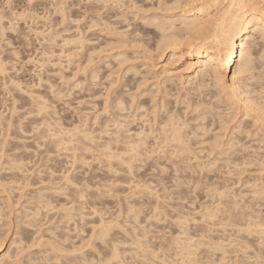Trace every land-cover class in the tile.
I'll use <instances>...</instances> for the list:
<instances>
[{
  "label": "rangeland",
  "instance_id": "rangeland-1",
  "mask_svg": "<svg viewBox=\"0 0 264 264\" xmlns=\"http://www.w3.org/2000/svg\"><path fill=\"white\" fill-rule=\"evenodd\" d=\"M4 1H7V0H4ZM46 1H47V3H46ZM48 1L49 0H45V1L43 0L42 2H45L46 4H40L41 6L36 5L39 9L35 6V11L33 10V12L39 14L38 15V16H40L39 19H36L34 21V23H33V21L28 22L27 19L29 18V16H27L28 18H25V19L17 22V25H15V28H14V30L16 29V31H14V30H8V29H11L10 26H13V25H11L12 23L9 22L10 24H8V21H7V19H9L10 16H11L10 21L13 18L12 15H10L9 11L12 12V10H13V12L18 13L22 9L21 12H23L24 8L20 7V5L24 4L23 2H26V1H24V0H12L11 1L12 3L11 2L8 3V5L9 4H11V5H10V8L7 7L9 9V11H7L8 9L5 7L7 4L4 5L5 2H3V0L2 1L0 0V6H1L0 7V15L2 12H3V15L4 14L7 16L9 15V17L3 18L6 20H3L2 22H0V26L2 25V26H4V29H7V31L3 29L4 33L2 31H0L1 36L3 33L4 34L3 36L5 37L4 38L2 36V38H0L1 39L0 45H2L1 47H3V46L5 47V48L0 47L1 48L0 49V59L2 61L1 65L4 66L3 72H2V69H0L1 70V72H0V163H1L0 164L1 165L0 166V216H1L0 217L1 218L0 219V224H1L0 225V232H1V234H0V255L4 251H9L10 255L12 254L11 260H14V258L18 257L17 259H19V262L22 261L19 264H109V262H111V264H174V263H176V260L178 261V259L180 257L176 254H178L179 252L180 253L182 252V250L179 251L181 248L179 246V244H180L179 239L181 238V239L186 240L189 237L188 235H190V237H191V233H192L191 230L198 232L200 228L197 229V227L198 226L202 227V225H204V223H203L204 220H207L205 222L209 221L208 219L203 220V215L205 213L204 212L202 213V211L207 210L209 208V206L210 207H213L215 205L219 206L221 201H222L221 204H223V202L227 203V200L230 199L228 201V203H230L232 201L231 198L232 197L235 198L234 196H236L235 200H236L237 205L239 207H242L243 206L242 204H246L245 203L247 201L246 199L250 200V198L253 197L250 201L253 200L255 203L258 202L257 204L260 207L257 206V204L254 205V202L252 201L253 205L256 207V211H255L254 210L255 207L253 206V208H254L253 210L255 211V212L253 211L254 212L253 216L258 214V217H259L258 218L257 216H254V218L253 217L252 218L254 220L256 219V222L258 220V222H257L258 224H262V222H263V225H264V221H263L264 220L263 219V217H264V214H263L264 213V204L263 203L264 202L261 203L262 204V206H261L259 201H255L256 199L259 200V197L262 196L260 193L263 192L262 188H264V165L262 166V165H260V163H259V165H257V163L255 164L252 162L251 164H253V165H251V164L249 165L247 162H244L243 165L246 163L248 165L243 166L241 164L242 162H240V163L235 162L237 164L234 165V169H233L232 163H228V165H227L226 163H223L222 161H217V162H214L215 164L213 163L216 166H213L212 163H210V164L207 163L208 162L207 156H206L207 159L205 160V156H204L206 153V151H205V152H203L204 153L203 156L201 155L202 152L200 154L201 159H199V160H201L200 161L201 164L199 162H197L199 160H196V159H195V161H194V159H192V160H190V159L186 160L185 159L189 163H185L186 162L185 160H183V162H184L183 163L181 159H176V161L173 159L174 162L173 161L170 162L169 160H167V161L163 160L164 162H161V164H158L160 162H158V160H157L158 158L155 157V155H154V158H157V159L152 160V157H153L152 156V157H149L152 161L151 160H148V161H151V164H152L153 161L156 160L158 162L156 165H157V167L159 165V168H157L156 166L155 167L157 168V170L159 169L158 171L155 170L154 174L151 173V170H153L154 168L150 165V162H148L146 159L145 160L146 162H138L139 164L144 163L143 166L145 165L144 167H142V164H140L141 166L138 164L140 166V168H138V169L143 168L145 170H139L140 174H138V172H136V173L134 172L135 175H139V176L141 175L139 178L135 176L136 178L133 177L130 180L128 179L129 181L126 179V182H125V179H121V177H120L121 182H119V183H121V184H118L117 183L118 180L115 182V179H114L115 176L114 175L112 176L111 173H109V172L107 173V170H104L106 167L103 169L104 166L102 167L100 165H97L98 161H96L97 159H94V157H93V154L95 153V151H92V150H91L92 152L89 151V153H92L90 155V154H87L88 152L85 153V150L83 153L78 148L79 151L82 152V154L84 156L82 158L81 157L82 155L80 154L79 151H77L78 149L76 147H75V149H77V150H75V151H74V148H72V149L65 148V150L62 148V147H65L64 145H67V144L70 145V143H67V144L63 143L64 145L62 147L61 146L59 147L63 151H58V150H56V147L59 145H57V146L54 145L55 147L54 146L52 147V145H51L52 143L48 144V142H49L48 139H46L47 140L46 141L45 137H44V139L41 138L42 137L41 134H43V133L40 132L39 129H37L38 126H41L39 123L40 122L44 123V124L41 123L42 125H45L46 123L48 124V122H50V117L52 118L51 123H49V126L46 124L47 127H49V128H50V124L52 125V121H55V119L57 121V118L60 117L61 119L59 118V120H61V121H59V120L58 121L61 122V125L63 124L62 127H65V129L67 127H69L68 129H71L70 127H72L74 124H75V126H76V124L78 126V124H80V123L82 126H85V124H86L87 126H89V131L92 132V129H93V131L96 132V134L94 132H92V134L93 135L95 134V136L98 137V132H100V131H98L97 128L100 127V124H102L106 120V119L104 120L103 118H102L103 119L102 120L101 117L105 118L106 116H109V114H107V113L110 112V110H108V109H107L108 110L107 112H106V110L104 111V112H106L107 115L104 112H102L105 106L100 111L99 106L102 107L103 106L102 103L106 99L105 98L104 101H102L103 100V95H102L103 92H104V95L106 92L109 96H110V94L108 93V91L111 94H113L112 92H114L116 94L120 92L121 95H123L122 93L125 92L124 95L126 94L125 95L126 100L129 101L128 98H131V96L130 97L127 96L128 94L131 95L132 93L135 94V93L139 92V91L137 92V90H135L136 89V87H134L136 85L135 80L138 77H140V75L143 74V72H144L143 70L146 69L147 66H150V68L152 66L155 67L154 70L152 67L151 71L152 72L154 71V73L155 72L158 73V71L161 70L160 68H162L163 64L165 63L164 64V65H166L165 67H168L169 70L172 72L173 68H175L181 64L186 63L185 54L179 55L180 60H178L179 57L177 59H172V58L170 59L168 57L169 56L168 50H165L162 54L158 55L156 52H155L156 53L155 54L154 51H152V49L150 50V48H147L146 50H149V53H148V51H146V52L149 55L143 51H141V52H143L142 54H141V52L138 53V54H140V55H138V57L136 56L137 54H135V55L132 54L134 57L131 56V58H130V56H129V58L131 59L130 60L128 58L129 63H127V64L124 63V65L126 64L125 66L122 64L123 65L122 67L120 64L118 66V64L116 63L115 57H116V59H118L117 58L118 56L116 54L120 50L119 49L117 50L116 48L114 49V46L111 44V40L108 41V42H110L111 45H109L107 43L106 40L107 39L109 40L111 38L110 34H107V31H109L110 29L114 30V28H115V31H118V30L120 31L121 28H122L121 29L122 32L125 31V28L127 29V27H125L126 23L120 22V21L125 20L127 22V19H128V23L130 21L133 23H138V22H135L136 21L135 18L137 17V14L135 17V16H133V14H134L133 11H129V10H126L124 8L125 12L132 15L131 17H128L129 14L126 15L127 13H125L124 11L123 12L116 11V9L117 10H120V9L118 7H116L115 4H114L115 5L114 7L108 6L109 7L108 8V7H106L107 5L106 6L104 5V7H103L101 2L99 3L97 0H95V1L94 0H91V1L90 0H79V1H77V0L76 1L75 0L66 1L65 0L64 2L66 4L64 3L65 6H64V4H63V6L65 7L66 12H67V10H69L68 11L69 14H68V12H67V14L70 17V18L67 17V20L64 19L65 21L68 22V23L66 22V24H65V21L63 22L62 19H61L62 21L60 19H58L61 17L60 13H59V15H60V17H59L58 12L56 14V12L50 11V10H52L53 6L50 5V7H48L49 6ZM69 1L72 2V5H70L71 3H69ZM135 1H137L136 2L137 5H135V6H139V5L143 6V3H140L141 1H139V0H135ZM259 1L260 0H257V2H259ZM127 2L129 3V1H127ZM127 2H126V4H128ZM152 2H155V0H153ZM76 3H77V5H76ZM86 3L87 4L88 3L89 4L95 3V5L92 4L93 7L91 6L90 10L89 9L87 10L86 9L87 8ZM138 3H139V5H138ZM147 3H150V2L147 1ZM89 4H88V8L90 7ZM100 4H101V8L99 6ZM256 4H255V7L261 8V6H260V4L262 5L261 2H259L257 5ZM45 5H46V7H45ZM96 5H98V6H96ZM66 6H68V7L70 6V8L72 6V7H74V9L73 8L70 9ZM124 6L126 7V5H124ZM14 7L16 10L14 9ZM96 7H97V9L95 10ZM102 7H103V9H102ZM115 7H116V9H115ZM44 8H47L48 12L45 11ZM110 8H112L111 11H110ZM3 9H4V11H1ZM41 9H43L44 11ZM91 9H92V11H91ZM41 12H47V14L41 13ZM50 12L53 14H56V15L52 16V15H50L51 14ZM113 12H114V14H113ZM121 13H122L123 17L121 16ZM41 14H44V16H42V18L45 17V15H47L48 20L44 18L45 21L46 20L49 21V20H53V19H56V22L60 21L59 23H61V24H59V23H56V24L57 25L59 24L60 26L59 25L58 26L61 29L57 28L55 24L51 25L52 23H55L53 21H51L52 23L47 22V21L45 22L41 18ZM99 14H101V15H99ZM28 15H30V14H28ZM79 15H80V18L82 19V21L80 18H78ZM112 15H113L114 19H112V17H110ZM124 15L127 16V18L124 17ZM101 16H103V17H101ZM56 17H58V18H56ZM132 17L134 18L133 21H132ZM49 18H51V19H49ZM96 18H100V20L102 18V21H103L102 24L103 25L100 23L101 21L99 19H96ZM105 18L109 22L106 21ZM123 18H125V19H123ZM40 19H42L44 22H42V20L40 21ZM68 19L71 20L72 22L68 21ZM72 19L73 20L75 19L76 21L75 20L73 21ZM79 19L81 21V23H79L80 25H78V23H77V21L80 22ZM24 20L26 23L24 22ZM37 20L40 22H38ZM92 20H94V21H92ZM104 20L108 23H110V21H112L111 24H109V25L112 26V23H113L116 26L113 25L114 27L112 28L108 25V23L106 24V22H105V24L108 26V27L106 26L107 31H105L106 28L104 29V27H103V26H105ZM96 21H98V23ZM137 21H139V20H137ZM37 22L39 25H35V24H37ZM69 22H71V24ZM32 23L35 26H33ZM40 23L42 25H43V23H46L44 25L45 28ZM63 23H64V26L69 24V26L67 25L66 28L63 27V30L66 29V32L68 31V29H72V28H75L77 30L78 28H81V26H82V32H83L84 31L83 29L86 28L84 31L85 32L84 34H85V36H87V37L90 36L91 38H89V40H88V38L85 37L84 34H83V36L90 43V46L88 45L89 50L91 48L93 50H95L94 52H92L93 54H95L96 51L97 52L99 51L98 53L96 52V55H94L96 57H94L93 55H90L92 58L89 57V59H88L89 54H85V52L88 50L87 44H85V46L83 47L84 50L86 47V50L84 51V53H82L83 48L81 49L82 52L81 51L79 52L78 49L81 47L79 45H78L79 48L76 47L75 46L76 44H70V48H69V46H67V48L70 50L65 49L62 52H61V50L58 49L59 47L56 48V46H55V48H52L53 52L48 51V50H44V49L40 48L41 46L39 47V45H41L42 38H41V35L38 34V32L36 33V31L41 30L42 29L41 26L44 29H47V27L48 28L50 27L49 29H51L53 27V30L59 29L60 30L59 33L62 34L63 36H64V34L68 35L69 32L71 34L72 31H74V33H76L75 29H72L69 32H67L68 34H66V32L64 33L62 30V27H61ZM72 23L78 25L79 27L78 26L74 27V25ZM123 23H124V25H123ZM92 24H94V25H92ZM6 25H9V26L6 27ZM31 25H32V28H31ZM47 25H50V26H47ZM89 25H90V27H89ZM54 26H55V28H54ZM28 27L31 28L32 32L36 33L35 35H37V34L38 35L35 37L34 33L32 34V32H30L31 30ZM67 27H69V28H67ZM109 27H110V29H109ZM123 27H124V29H123ZM49 29H47V30H49ZM101 29H102V31H101ZM0 30H1V28H0ZM61 30L64 34L61 32ZM78 30H81V29H78ZM11 31H14V32H11ZM24 31H26V32H24ZM22 34L23 35L25 34V35L23 36ZM72 34H73V32H72ZM106 34H107L108 38L106 37ZM20 35H21V37H20ZM39 35L41 38L40 41H38L40 39L38 37ZM145 36L146 37H144V40H146L149 36L152 37V38H150V40H149V38L147 39L150 42H148L146 40L149 44H152V42L153 43L155 42V40H153L152 34H149L148 37H147V35H145ZM103 37L105 40H103ZM59 38L60 37H58V40H59ZM98 38H100V39H98ZM87 40L85 43H87ZM93 41H95V44H93ZM103 41L106 42L105 45H106V47L108 46V48L104 47L105 45H103L104 44ZM4 42H5V44H4ZM9 42H11V43H9ZM37 42L40 44H38ZM99 43L101 44L102 49L100 48ZM91 44H92V47H91ZM11 45L13 48L11 47ZM71 45L72 46L74 45L75 48H78L77 49L78 51H76V52L72 51L74 46L72 47ZM93 45L94 46L96 45L95 47L97 50L95 49V47L93 48ZM97 46H99V47H97ZM110 46L113 47L115 52L111 53L109 51V50H111ZM71 47H72V49H71ZM109 47H110V49H109ZM75 48H74V50H75ZM92 49H91V51H92ZM12 50L14 51L13 52L14 54L12 53ZM114 50H111V51H114ZM67 51H69V52L72 51V53L74 52L72 56L70 55L71 57H73L75 55L77 56V54H80L81 56L82 55L84 56V54H85V56L87 55V57L82 56L83 57L82 58L81 56H78L79 58L80 57L82 58V60L80 61L81 58L79 60H77L78 57L75 56L76 58H74V57L72 58V60L74 62L73 61L71 62V59L69 58L70 56L68 57V55L70 53ZM150 51H152V53ZM43 52H44V55H43ZM47 52H48V54H46ZM101 52H105V53H101ZM108 52H110L111 54ZM127 52L128 53H126L124 56H126L127 54L130 55V53L132 51L127 50ZM89 53L92 54L91 52H89ZM99 53H100V56H99ZM114 54H115V57H114ZM152 54H154V55H152ZM44 56L46 58H47V56L50 58V59H48V58L46 59V63L44 62L45 61ZM150 56H151V58H150ZM159 56H161V57H159ZM135 57H137V58H135ZM140 57L142 58L141 60H144V61L139 60ZM68 59L71 63L68 62ZM83 59H85V64H83L84 63ZM90 59H92V60L90 61V64L87 66L86 60H90ZM99 59H102V60H99ZM105 59H106V61H105ZM111 59H114V60H111ZM41 60H43V61H41ZM110 60H111V63H110ZM170 60H172V61H170ZM173 60H174V62H173ZM1 61H0V63H1ZM91 62H93L94 64H91ZM104 62H105V64L106 63L107 64L104 65ZM125 62H127V61H125ZM171 62H173V63H171ZM108 63H110V64L113 63L112 67H110L111 65H109ZM169 63H171V65ZM261 63L264 64V58L261 61ZM80 64H81V68L80 67L78 68V65L80 66ZM1 65H0V68L2 67ZM91 65H92L93 69L97 68L96 71L98 70L99 72H101L98 77H100V75L103 77L104 73H105V75H107V77H104V78L101 77L100 78L101 82H99L100 81L99 78L95 77L98 75V73H96V75L94 76V78H96V80L93 77L92 78L94 80L93 79L91 80V76L93 74L92 68L90 69ZM97 65H98V67H97ZM127 65H134V67L137 66V67L133 68V69H135L134 73L137 70L139 72L137 71L136 75L133 72H131V73L134 75H131V73L127 74L126 69H125V67ZM104 66L108 67V69ZM111 68H113L112 70H114V71H112ZM119 68L121 69V71H119L120 70ZM136 68H137V70H136ZM90 70H92V74H90L91 76L88 75L89 73H91V72H89ZM105 70H107V71H105ZM263 70H264V67H263ZM151 71H150V74H148L147 76L154 78L153 77L154 73H152ZM128 72H130V71H128ZM102 73H103V75H102ZM108 73H111V74H109L110 76H108ZM113 75H115V76H113ZM123 75H126V76L123 77ZM230 75L231 74L229 73V75L227 77L228 79H229ZM88 76L90 77L91 81H89ZM129 76H131V77L129 78ZM111 77L113 79H111ZM120 77H122L123 79ZM125 77H127V78H125ZM116 78H119L120 80L116 79ZM132 78L135 79L134 80L135 83H133L134 81ZM261 78H258V80L260 79L263 82L264 78H262L263 80ZM121 79L124 80L127 84L126 83L123 84L124 81L122 82ZM129 79L130 80L132 79L133 82H131ZM151 79H148L147 84L151 83L152 81L154 82L156 80V77L152 80ZM113 80L114 81L117 80V81H115V82H117V84H115V82H113ZM92 81H93V83L98 81L95 85V87L96 86L97 87L93 89V87L91 88L90 86H88V88H87V85H88L87 82H91V86L94 85L92 83ZM110 81H111V83H110ZM250 81H252V80H250ZM255 81H253V82H255ZM261 81H260L261 84H259L258 82H257L258 83L257 84L255 82L256 87L255 86H253V87H255L257 89L259 88L258 87L259 85H260V87H263L264 82L262 84ZM11 82L12 83L18 82L19 86H21L25 89L21 88L19 90V88H17L16 86H13V85H15V83L12 84ZM80 82H81V85H82V83L84 86L86 85L85 87L80 85L81 87H83L82 90H81L79 85L78 86L80 89H78V86H77V84L78 83L80 84ZM129 82L132 84L130 85ZM253 82H248L247 85L250 83L253 84ZM74 83L75 84L77 83L76 84L77 87L75 86ZM100 83L104 86L103 88H100L101 87ZM107 83L111 84L112 88L109 87L110 85L109 84L107 85ZM112 83H114V84H112ZM128 83L130 86H128ZM51 84L53 86H50ZM133 84H134V86H133ZM252 84H250L251 87H252ZM122 85H124V87ZM26 86H28V87H26ZM29 86L32 88L34 87L33 91H31V90L29 91V92H32L33 95H34V93H36V94L40 93L42 96L44 93L46 94V95L44 94L43 100L42 99L41 100L43 102H44V100L47 102V103L45 102V105L49 104V107H47L49 112L51 110L53 111V112L51 111V113H49L46 110L47 108L44 109L46 114H48V115H45L44 117L49 116V119H48V117L42 118V119H45V121H48V122L41 121L40 118H39L40 120L38 118L37 119L33 118L37 115L39 117L40 116L43 117L44 113L42 110V112L40 111L41 112L40 114H42V115H40L38 113L39 111L37 112V108H36V110L34 109L35 108L34 104L33 105L31 104L32 107L34 106V108H32L30 105V103H32V102L29 101L30 103H28V100H29L28 97H24V96H26L25 94L29 95V92L27 90L28 88H30ZM98 86H100V87L98 88ZM69 87H73V88H69ZM105 87H109L108 91H107V88H106V91L104 90ZM130 87L132 90L130 89ZM142 87L146 88L147 86L143 85V86H141V88ZM187 87H189V85H186V88ZM248 87H250V86L248 85ZM253 87H252V89H253ZM150 88L153 89L152 86H150ZM34 89H36V90H34ZM53 89L55 91L58 90L57 92H60V91H62V92L60 94H58L56 92L57 93L56 94V93H54L55 91ZM90 89L93 91L94 94H92V91L90 92ZM172 89H173V87H172ZM21 90H23V91H21ZM24 90H26L25 91L26 93L24 92ZM115 90H116V92H115ZM190 90L187 89L186 92L183 90L184 92L182 93V91H181L180 93H182L183 96L186 93L185 95L187 96V94H188L187 91L189 92ZM97 91L101 92L100 95H99V92H97ZM127 91H129V93ZM178 91H177V88H176V90L174 89V91L171 90V94H173V95H170L168 97L169 102L171 101L172 96H173L172 102L176 99L175 96H176ZM86 92L88 94L85 95ZM190 93H191V91L188 94L190 96H187L188 99H194L195 100V98H193L194 96L191 95L192 93L191 94ZM36 94H35V96H36ZM54 94H55V96H54ZM89 94H90V96H89ZM107 94H106V96H107ZM253 95L254 94H252L251 96H253ZM37 96H39V95H37ZM42 96H39V97H42ZM109 96H107V97H109ZM138 96L137 97L139 98V100L141 98H143L141 94H139ZM156 96L158 97L159 93ZM59 97H61V98H59ZM189 97H191V98H189ZM138 98H136V99H138ZM173 98H174V100H173ZM259 98L261 99V97H259ZM263 99H264V93H263V97L261 99L262 103L264 104ZM82 101H83V103H82ZM172 102H170V103H172ZM173 103L170 105L173 106L174 110L175 109L179 110L180 109L179 107H181L182 103H180V106H178L179 102L174 103V105H173ZM82 104H83V106H81ZM259 105H261V104H259ZM79 106H80V108H79ZM132 106H135V105H132ZM85 107H87V108H85ZM78 108L80 110H78ZM132 108H129L131 110L129 111V109H128V110H126V112H128V114H132V112H134V108L133 109ZM81 109L82 110L84 109V111H82L83 113L84 112H86V113L89 112V113H87V115L84 116V114L81 113ZM261 109H263V107H261ZM261 109L260 110L258 109V111L255 109L254 110L255 113H253L254 112L253 110H252L253 112L249 111L248 114H244L243 112L238 110L235 113L236 116L234 114V116H232L233 118L229 117L231 120L234 119L233 121H231L228 118L229 119V120H227L228 124H227V122L226 123H220L219 120L218 121L215 120L217 122V124H219L220 127L218 125H215L216 122L214 120H213L214 123H212V121L210 120L211 125L208 124V123H210V121L208 120V122H206V126L208 125V127L206 129H209V127L213 125V127H210L213 130L211 129L209 131V134H207L208 132L206 131L207 133H205V135L202 134V135H204L202 137H199L201 135L200 133H202L199 130L198 132H200L199 133L200 135L198 134V138H200V140L199 139L196 140L193 138L190 141L193 142V140L194 141L196 140L197 146L194 145L195 143L193 144L194 146H192V145L191 146L196 149V152H198V150H201L202 147L207 146V143L211 142L209 137H211V135L215 134L217 131H218L217 133H219V135H221L220 136L221 139H222V137H224L223 140L225 141L227 136L229 135L230 131L235 126L237 127V125H239V126L241 125L240 129H241V133L243 132V135L240 134L239 136H242L241 139L243 137H244V139L247 137V139H245V140L242 139L243 142L245 144L247 142L248 145L247 144L246 145L252 147L253 151H255L256 149L259 150V148H255L254 144H256L257 146L258 145L260 146V143H261L260 141H259L260 143H258V139H259L258 136L260 133L255 134L256 129H258L259 127H261L260 125H262L261 121L264 122V113L262 114V112H264V109H263V111ZM32 110H33V112H32ZM151 110H153V109H151ZM54 111H55V113H54ZM182 111H184V109H182ZM182 111L180 110V111H175V112L180 114V112H182ZM221 111H222V113L225 112V111H223V109H220V112ZM28 112H30V113H28ZM80 113L83 116L80 115ZM149 113H150V111L148 112V117L151 116L150 115L151 113L150 114ZM186 113L188 116L190 115V113H188V112H186ZM186 113H184V114H186ZM95 114H99L98 117ZM54 115L56 116V117H54L55 119H53ZM102 115H106V116H102ZM182 116L184 117L183 114H182ZM188 116L185 115L184 118H186ZM216 117H213V118L217 119ZM94 118H95V120H94ZM240 118H242V119L244 118V119L240 120ZM96 119L98 120V122L96 121ZM253 119L255 120V122ZM34 120L35 121L37 120V121L35 122ZM99 120L101 121V123H99L100 122ZM32 121H34V122H32ZM56 121L54 122L56 126H54V123H53V125L51 126V129L53 126H54V128H56L57 126L60 125L59 122L58 121L56 122ZM256 121H257V123H256ZM83 122H84V124H83ZM96 122L99 123V126H97V127H95L97 125V124H95ZM189 122L192 123V121H189ZM247 122H248V125H247ZM252 122L254 125L252 124ZM139 123H140V121H138L137 126L139 125L138 127L140 128L141 124H139ZM190 123H189V125L194 124V123L193 124H190ZM36 124H38V125H36ZM250 124L253 125L252 126L253 128L251 127ZM46 125L43 127H46ZM131 126L134 129V127L136 126V122H135V124L133 123ZM137 126L134 130L138 129ZM35 127L38 130V132L36 133L38 135V138H36L37 135H35V133H34L37 131V130H35ZM79 127H80V125H79ZM90 127H92V129ZM143 127L145 128V126H143ZM218 127H219V129L222 130L221 132H219L220 130H217ZM244 127L250 128V129L252 128V129L249 131V129H245ZM261 128H263V127H261ZM86 129H87V127H86ZM94 129L97 130L98 132L95 131ZM214 129L217 131H215ZM225 130H226V132H225ZM52 131H53V129H52ZM211 131H212V133H211ZM246 131H248L247 134L249 136L246 134L247 136L245 137L244 134L246 133ZM206 134L209 135V137ZM254 134L256 135L255 137H253ZM39 135H40V137H39ZM201 138H202V140H201ZM203 138H206V139H203ZM208 138H209V140H208ZM256 138H258V139L256 140ZM42 139H43V142H42ZM94 139H95L94 141H98L99 139L102 141V138H100V137H98V138L94 137ZM96 139H98V140H96ZM252 139H254V140H252ZM44 140L46 141L45 143H44ZM200 141L204 142V143L201 142V143H203V145L199 144ZM64 142H69V141L66 140ZM189 143L191 144V142H189ZM204 144H206V145H204ZM262 145L263 144H261V147H262ZM199 146H201V147H199ZM194 148H192V149H194ZM254 148H255V150H254ZM57 149H58V147H57ZM260 149L262 152V148H260ZM252 150L251 151L249 150V151L252 153ZM258 152H260V151H257V153ZM198 153H200V152H198ZM206 155H207V153H206ZM90 157H93L92 160ZM13 158L17 162H18V160H21V162L20 161L19 162L20 163L23 162V164H20V163L19 164H20V166L21 165L24 166V164H25V166H24L25 169L23 167H21L20 171L17 170V168H16L17 171L15 170V168H14L15 171L7 170V165H9L7 163H9L10 159L14 160ZM202 158H203V160H202ZM160 160H162V159H160ZM5 161L7 163H5ZM204 162L209 164V165H211V164L212 165L209 167V166H207V164L205 165ZM219 162H221V163H219ZM249 162H251V161H249ZM99 164H101V163H99ZM153 164H155V162ZM224 164H225V166H223ZM4 165H6V167H5L6 169L5 168L3 169L2 166H4ZM238 165H240V167H242V168H240ZM148 166H150V168ZM151 167H152V169H151ZM237 167H239L242 171ZM243 168L245 170H243ZM135 170H136V168H135ZM228 170H229V172H228ZM230 170H231V172H230ZM238 170H239V172L241 171L242 173L241 172L239 173ZM103 171H106V172L103 173ZM149 171H150V174H148ZM62 172H64V173H62ZM12 173H14V174H12ZM66 173H69L70 174L69 176L72 178V179L70 178L71 180L69 179L68 182L67 181L65 182V180L63 178L64 176H66ZM143 173H145V174H143ZM63 174H64V176H63ZM107 174H111L110 178L114 179V181L113 180L112 181L119 185L120 188H118V190L116 189L115 185H114V189L116 191L113 188H111V187H113V184H115V183H113L110 180V178H107L109 176ZM10 175H12V177ZM142 175H144L143 177H145V178H143ZM67 176H68V174H67ZM6 177H9V178H6ZM140 178L147 181L151 185V186L149 185L151 188L153 186V188L155 187L156 189H158V190L152 189V191H154V192L157 191L156 194L158 195V197H157L158 200H160V198L162 196L161 201H163V200L165 201V203L163 205L161 204V201H160V203H158L157 199L155 202V199H154L155 196L153 198H151L152 196L149 197V194L146 193L147 194L146 195L145 192H144V194L142 192L141 193L140 192L139 193L134 192V194H131V192L134 189V186L132 188L130 187L131 188L130 189L128 187V185L129 184L135 185L136 184L135 181H137V180H140L139 181L140 185H143L144 181L141 182ZM179 181H181L180 184H179ZM25 183H26V185H25ZM109 184H112V186L110 187ZM118 185H117V187H118ZM146 185H148V184H146ZM108 186L112 190H109ZM141 188H143V187H141ZM223 188L224 189L226 188V190H224ZM219 189L220 190L222 189L223 191L227 192L226 195L231 196L230 194H232L231 198L226 196V195H225L226 197L222 196L220 198L221 195H218V194L221 191L219 192ZM258 189H260L262 191L258 192V191H260ZM256 190H258L257 193H256ZM243 192H245L246 194H244ZM30 193H32V194H30ZM236 194L242 195V196H240V197H242L240 199L242 201H245V200L246 201L244 203H242V201L239 199V196L237 197ZM31 195H32V197H31ZM243 196L246 198H243ZM262 197L261 198L264 199V195ZM29 198H31V199H29ZM243 199H245V200H243ZM29 200H31V202H27ZM235 200L233 199V201L230 204L227 203L229 207H227L226 203H225L226 205L224 204V206H226V208H231L232 203ZM238 200H240L241 203ZM249 200L247 202L251 203ZM26 202L28 204V207H24L25 205L27 206ZM214 202H215V205H213ZM156 203H158V204H156ZM211 203H212V206H211ZM159 204H161L162 206ZM156 205L158 207H161V208L158 210L155 209L157 207ZM207 205H208V207H207ZM62 206L67 207V208L72 207L70 209L71 215L69 217L65 216L66 212L61 208ZM220 206L223 207V205H220ZM220 206L218 208H220ZM238 206L235 205L234 207H232V210H234L235 207H236L235 210L236 209L238 210V208H239ZM250 206H252V205H250ZM206 207H207V209H206ZM257 207L260 208V211L257 210ZM23 208H26V209L29 208V211H31V212H33V211L35 212L37 210L35 212V215L32 214L33 216L32 215L30 216L32 218L29 217L28 222H27V220H24L26 222H24V221L21 222V220L24 219L23 215H22L23 213H21V211L24 210ZM218 208L216 207V209H218ZM221 209H223V208H221ZM224 209H225V207H224ZM239 209H241V208H239ZM156 210L158 211V214H160L159 213L160 211H162V213H163V214H160V220H159V217H156L158 215L154 216L157 213V212L155 213ZM209 210H207V211H209ZM261 210H263V212H261ZM179 211H181L180 216L182 215V212H184V213L186 212L185 215H187V216H188L187 213H189V215H191L190 216L191 218L189 216L188 217L186 216L185 219L188 218L191 220L193 217L196 219L195 220L193 218L194 220H192V221H189L187 219L188 223L185 224V222H186L185 221L184 222L185 225L183 224V226L181 225L182 222L179 225L177 224L178 227L181 226V228H183L186 225L189 226L188 230H187V226L185 227L186 231L184 230V228L183 229L179 228L180 229V231H179L177 228V225L174 224V223H176V221H174L175 215L177 213H180ZM2 212L5 214H1ZM221 212L222 211H220V209H218V215ZM200 213L203 214V215L201 214L202 217L200 216ZM216 213H217V211H216ZM221 214L224 215V213H221ZM2 215H5V216H2ZM259 215L263 216L261 218L262 220L260 219L261 216H259ZM205 216L207 217V215H205ZM182 217H184V215ZM214 218L215 217H212V220L218 219V218H215V219ZM100 219H104L105 221L113 220L112 221L113 223L112 224L110 223L111 225L109 226L110 229H108V234L103 236L102 239H100L99 237L97 238L96 233H95L96 231L94 232V230H96V228H94V227L95 226L98 227V225H99L98 223H100ZM201 220H203V221H201ZM183 221H184V219H183ZM177 222L179 223L180 220H178ZM198 223H203V224H199L197 226ZM210 223L211 222L209 221L208 225H207V223H205V224L208 227H210L209 226V225H211ZM260 226L258 225L260 230L264 231V227L261 226L262 227L261 228ZM203 228H204L203 230H205V228H206L205 225ZM214 228H215V226H214ZM194 229H196V230H194ZM97 230H98V228H97ZM181 230H184V231H182V233H184V234H185V232L186 233L191 232V233H189L188 235L185 234V236L187 235L186 239L184 238V234H182L183 236L180 235V238L175 237L176 234H178L177 231H179V233H180ZM203 230L201 231V229H200V232L203 233L204 232ZM205 231H206L205 233H203V234L201 233L200 235H204V234L209 235L211 232H213V231H210V233H208L209 231L207 229ZM214 233L213 234L211 233V235L216 236V237L219 235L218 231H217L218 234L216 233V231ZM254 234L255 233L252 234V236H254V237L249 238V240L253 239L252 241H250L252 244V246H251L252 248H255V246L256 247L260 246L259 245L260 239L258 240L259 236L257 237L256 236L257 234H255V235ZM262 234L264 235V233H262ZM192 235H195V236H193L195 238L197 237V235L200 236L198 233L197 234L194 233ZM1 236H4V238ZM136 236H137V240H138V238H140V240H138V241H144L145 242V244H144V242L141 243L142 247H140V246L138 247V245H140L139 242H137L139 244L134 243ZM255 236H256V238H255ZM91 237H93V238H91ZM222 237L225 238V236H222ZM173 238H175V239L173 240ZM36 239H38L40 241V243H41V241H43L42 242L43 244L42 243L38 244L37 242H35V241H37ZM176 239L179 240V243ZM215 239L216 238H214L213 240H215ZM257 240H258V242H257ZM48 241H50V243L53 242L56 245V247H57V245H59L58 248L60 247V249H58V250H55L57 248H55L54 250L51 249L50 245L48 244L49 243ZM175 241H176V243H175ZM45 242H46V244H44ZM184 242L186 245L187 244L186 241H183L182 243H184ZM225 242H226V240H225ZM255 242L257 245L255 244ZM182 243L180 245H182ZM143 244L145 246H143ZM182 246H184V245H182ZM113 247L116 250V252H118L117 258L111 257V254L114 250ZM145 249L147 251L151 250V252L153 251V253L147 254L148 252L147 251L145 252ZM177 249H179V250H177ZM198 249H197L198 250L197 251L194 248V250L196 252H195V255L193 257L195 259L197 257H200V255H201L199 253L201 248L199 247ZM177 251H178V253H177ZM185 251L186 250H183V252H185ZM247 252H250V249ZM17 253H18V255L16 257ZM145 253H146V255H145ZM196 254H200V255L198 256ZM234 254H236V255H234ZM218 255H219V252H217V254L215 256H212L214 258L210 259L211 261L213 260V262H211V264L212 263L217 264V262H216L217 258H215V257H217ZM225 255H226L225 257L227 258V260L228 259L230 260L228 262L224 258L226 260L227 264H231V262L233 263V261H234V259H233V261H231V259L229 257L230 255H231V258H233V256H236V257H234L236 261H234L233 264H240L242 262L241 260H239V259H242L241 258L242 253L240 251L235 252V253L231 252L230 255H229V253L228 254L226 253ZM19 257H21L22 259ZM219 257H218V260L220 259ZM223 257H224V255H223ZM164 258L167 262L163 261ZM179 261H180V259H179ZM179 261H178V263H179ZM194 261L196 262V260H194ZM13 262H11V264H15V261H13ZM178 263H176V264H178ZM193 263L189 262L188 264H193ZM195 264H197V263H195Z\"/></svg>",
  "mask_w": 264,
  "mask_h": 264
},
{
  "label": "bare ground",
  "instance_id": "bare-ground-1",
  "mask_svg": "<svg viewBox=\"0 0 264 264\" xmlns=\"http://www.w3.org/2000/svg\"><path fill=\"white\" fill-rule=\"evenodd\" d=\"M11 1L12 0H7V1H4L3 0V2H5L4 5H6V4L8 5V3H10ZM24 1H26V2H23L24 4L27 3V0H24ZM42 1L43 0H33V5L29 9V14L30 15H28L31 20L28 17H26V18H28L27 19L28 22L33 21V23H34V21L36 19H39L40 18V16H38L39 14L33 12V10L35 11V6L36 5L41 6L40 4H46L47 3V1H46V3L45 2H42ZM64 1L65 0H49L48 1V5H49L48 7H50V5L53 6V8L51 7L53 11L52 10H50V11L51 12H56V14L58 12V15L60 13L61 17L59 15L60 18H58V17H56V18H58L60 20L62 19L63 22L65 21L64 19L67 20V17H69V15H68L69 14V12H68L69 10H67V12H68V14H67V12L65 10V7H64L66 3ZM66 1H68V0H66ZM77 1H79V0H77ZM97 1L99 3L101 2V4L103 5V7H104V5L105 6L107 5L106 7H108V6H113L114 7L116 5V7H118L120 9V10H117L116 7H115L116 11H118V12H123V11L125 12V9H126V10H129V11H133L134 12L133 16H135V17H136V14H137V17L135 18L136 19L135 22H138V23H133L130 20L129 21L131 23L130 22L128 23V19H127V22L125 20L124 21L123 20L120 21V22H125L126 23L125 24L126 25L125 27H127V29L125 28V31H123V32L121 30L122 28L120 29V31L119 30L118 31H115V28H114V30L110 29V27L113 28L116 25H114L112 23V26H111L109 24H111L112 21H110V23H108L109 21L106 18L105 19L108 22H106L104 20V24L106 22V24L108 23V25L110 26L109 27V29H110L109 31H107V27L108 26L106 24H105V26H103L104 29L106 28L105 31H107V34H110V36H111V38L109 40L108 39L106 40L107 43L109 45L112 44L114 46V49L116 48L117 50L118 49L120 50L116 54L118 56L117 57L118 59H116L115 54H114V57H115V60H116V63L118 64V66L120 64L121 67H122L124 65V63H126V64L129 63L128 60L131 58V56H133L132 54H134V55L137 54L136 56L138 57V55H140L138 53L141 52V51H143L145 53H147L146 51H148V53H149V50H146L147 48H150V50L152 49V51H154V53L156 52L158 55L159 54H162L165 50H168L169 51V56L168 57L170 59L171 58L172 59H177L179 57V55L185 54V56H186V63L185 64H181V65L173 68V71L172 72L169 70L168 67H165L166 66V65H164L165 63L163 64L162 68H160L161 70L158 71V73L157 72L154 73V71L153 72L151 71V69H152L153 66L151 68H150V66H147L146 69L143 70L144 71L143 74L141 73L142 75H140V77H138L136 80L134 78H132L133 81L134 80L136 81V85L134 86V84H133V86L136 87L135 90H137V92L138 91L139 92L138 93H135V94L132 93L131 95L128 94L127 96H129V97L131 96V98H128L129 101L126 100V96H125L126 94L124 95L125 92L122 93L125 97L123 95H121L120 92L117 93V94L114 93V92H112L113 94H111L108 91V89L112 85L109 84V83H107V85L109 84L110 86L109 87H105L104 90L106 91V88H107V91L110 94V96L106 92H105V95H104V92L102 93V95H103V100L102 101H104L105 98L106 99L102 103L103 106L101 105L102 107L99 106V108H100V111H101L102 108L105 106L102 112H104L105 110H106V112L108 110H110V112L107 113V114H109V116H106L107 115L106 112H104L106 115H102V116H106L105 118L104 117H101V119L102 118L104 120L106 119L104 122L102 121L103 119L101 120L99 118L103 122L102 124H100V127L97 128V130L100 131V132H98L97 130L94 129L95 131L98 132V137L102 138V141L100 139L99 140L96 139L99 142L98 141H94L95 140L94 137L95 138H98L97 136H95L96 132H94L93 129H92V127H90L92 129V132L95 133L93 135L92 132L89 131V126H87L86 124H85V126L87 127L88 130L86 129L85 126H82L81 123L78 124V126H77V124H76V126L74 124L72 127H70L71 129H68L69 127H67L65 129V127H62L63 124L61 125V122H59V121H61V120H59L60 117H58L57 118V121L59 120L58 122H59L60 125L57 126L56 128H54V126H56L55 123H54L56 121V119L54 118V117H56L55 115L53 116V119H55V121H52V125L54 123V126L52 127L53 131L51 129V126H52L51 124H50V128L47 127V125L49 126V123H51L52 118L50 117V122L45 121V119H42V118H46V117H48V119H49V116L44 117L45 115H48V114H46V112L44 111V109H46L47 107H49V104L48 105L46 104L47 106L45 105V102H46L45 100H44V102L42 101L43 100V96H44L45 93L44 94L42 93L43 96L40 93L39 94L38 93L37 94L34 93V95H33V93L32 92H29V91L30 90L33 91V88L34 87L32 88V87L29 86L30 88H28V89L26 88L28 90V92H29V95L28 94H25L26 96H24V97H28V99H29L28 100V103L32 102V103H30V105L31 104L33 105L34 104L35 108H34V106L32 107V105H31V107L34 108L35 110L37 108V112L39 111L38 112L39 114L42 112V110H43V113H44L43 117L42 116L39 117L37 115V116H35L33 118L34 119L35 118L36 119L37 118L38 119L40 118L41 121L48 122V124L46 123L47 125L45 124L46 127H43V126H45V125H42L44 123H42V122L39 123L41 126H38L37 129H39V131L43 133V134H41V136H42L41 138L44 139V137H45V140L48 139V141H49L48 144L52 143L51 144L52 147L54 145H56V146L59 145V146H57L58 149L56 147V150H58V151H63L61 148H59L60 146L62 147L64 145L63 143H66V144L67 143H70V145H71V146L68 145V144H67L68 146L67 145H64L65 147H62L64 150H65V148H68V149L69 148L70 149L74 148V151H75V150H77L79 148L80 151H82L83 153H84V150H85V153L88 152L87 154H90V155L92 153H89V151H91V150L92 151H95V153L93 152L94 153L93 154V157H94V159H97L96 160V161H98V163L96 162L97 165H100L102 167L104 166L103 169L106 167L104 170H107V173L108 172L111 173L112 176L114 175L115 178L114 177L113 178L115 179V182L118 180L117 181L118 184H121V183H119V182H121L120 181L121 179H125V182H126V179L127 180L129 179L130 180L131 178H133L135 176L139 178L141 175L140 176L139 175H135V173L138 172V174H140L139 170H145V169L142 168L145 165L143 166L144 163L143 164L140 163V164H142V167H141L142 169H138L141 166L138 162H146L145 161L146 159H147V161L148 160H151L149 157H152V156H153L152 157V160L158 158L157 160H158V162H160V163H158L155 160V161H153V163L155 162V164L152 163L153 164L152 165L151 164V161L152 160L151 161H148V162H150V165L154 168L153 169L154 171L151 170V173H153V174L155 173V170L156 171L159 170V169L157 170V168H159V165H158V167L156 165L157 163L158 164H161V162H164V161H167V160H169L170 162H172L173 159L175 161H176V159H181L182 162L185 159L186 160H189V159L192 160V159H194V161H195V159L196 160L201 159L200 154L202 152L201 155L203 156V154H204L203 152H205V151L207 153V155H206V153L204 155L205 156V160L207 159L206 158V156H207L208 157V162L207 163H209V164L210 163L213 164L214 162H217V161H222L223 163H226L227 165H228V163H232L233 164V169H234V165L237 164L235 162H238V163L242 162L241 163L242 165H243L244 162H247L249 165L252 162L255 163V164L257 163V165H259V163L262 166L264 165V122L263 121H261L262 125H260L263 128L259 127L258 129H256V132H255V134L256 133H260L259 136H258L259 139L256 138V140L258 139V143L261 142L260 143V146L259 145L257 146L256 144H254L255 148H259V150L256 149L257 151H260L258 153L255 150V148H254L255 151H253L252 150V147L247 146L248 145L247 142H246L247 145L243 142V140L247 139L246 136L248 135L247 134L248 131H246V133L244 134V136L246 137L245 139L243 137L242 138L243 140H242L241 139L242 136H239L240 134L243 135V132L241 133V129H240L241 128L240 127L241 125L240 126L237 125V127L235 126L230 131L229 135L227 136L226 140L224 141L223 140L224 137H222V139H221V137H220L221 135H219V133H217L218 132L217 130H220L219 132H221L222 130L219 129L220 126L216 122V121L219 120L220 123H226L227 122V124H228V121L227 120L230 119L229 117L233 118L232 116H234V114L238 110H240L244 114H248L249 111H252V110L254 111L255 109L258 111V109L260 110L261 107H263V109H264V106H263L264 104L261 101V99L263 97V93H264V90H263L264 89L263 88L264 85H263V87H260V85H259L258 86L259 87L258 89L255 88L256 87L255 82L256 83L258 82L259 84H261L260 83L261 80L259 79L260 80L259 81L258 78H261L262 76H263L262 78H264V70H263L264 64H262L263 62L261 63V61L264 58V21H262V16H264V12L261 11V8L255 7V4L256 3L258 4L259 2H261L262 5H264V0H260L259 2H257V0H155V2H152L153 0L152 1L151 0H139V1H141L140 3H143V6L142 5L140 6L139 3H138L139 6H135V5H137L136 4L137 1H135V0H97ZM127 1H129V3ZM147 1H149L150 3H147ZM126 2L128 4H126ZM69 3H71L70 5H72V2L69 1ZM63 4H64V6H63ZM88 4H87V8H86L87 10L88 9L90 10L92 4L95 5V3H91V4H89L90 7L88 8ZM101 4L99 5L100 8H101ZM9 5H11V4H9ZM76 5H77V3H76ZM124 5H126V7ZM96 6H98V5H96ZM260 6H261V4H260ZM45 7H46V5H45ZM66 7H68V6H66ZM103 7H102V9H103ZM68 8H70V6ZM72 8L74 9V7L71 6L70 9H72ZM112 8H110V11L112 10ZM14 9H15V7H14ZM92 9H91V11H92ZM96 9H97V7L95 8V10ZM41 10H43V9H41ZM44 10L48 12V9L47 8H44ZM1 11H4V9L1 10ZM7 11H9V9ZM21 11H22V9L20 10V12ZM9 12H10V15H12V13H14L13 10H12V12L11 11H9ZM47 12H41V13H46L47 14ZM125 13H127V12H125ZM56 14L51 13L50 15L55 16ZM113 14H114V12H113ZM128 14L129 13H127L126 15H128ZM99 15H101V14H99ZM0 16H3V18L9 17V15L8 16L5 15V14L3 15V12L1 13ZM42 16H44V14H41V18H42ZM103 16H101V17H103ZM121 16H122V13H121ZM131 16L132 15L129 14L128 17H131ZM110 17H112V19H114L113 15L110 16ZM124 17L127 18V16H125V15H124ZM10 18H11V16H10ZM10 18L7 19L8 24H10L9 23L10 22ZM44 18L47 19V15H45V17L42 18L45 21ZM78 18H80V15H79ZM42 19H40V21ZM49 19H51V18H49ZM80 19H79V21H80ZM96 19H99L100 20V18H96ZM123 19H125V18H123ZM133 19L134 18L132 17V21H133ZM3 20H6V19H3ZM43 20H42V22H44ZM137 20H139V21H137ZM40 21H38V22H40ZM51 21H53L55 23H52ZM68 21H71V20L68 19ZM81 21H82V19H81ZM81 21L80 22L77 21L78 25H80L79 23H81ZM92 21H94V20H92ZM100 21L99 22L102 24L103 23L102 18H101ZM24 22H25V20H24ZM38 22L35 25H39ZM47 22L52 23L51 25L55 24L57 28H60L59 27L60 26L59 24H61V23H59L60 21L56 22V19L49 20ZM66 22L67 21H65V24H66ZM71 22H69V23L71 24ZM96 22L98 23V21H96ZM56 23H59L58 24L59 26ZM45 24L46 23H43V25L42 24L41 25L44 26ZM16 25H17V23H16ZM35 25L33 24V26H35ZM67 25L69 26V24H67ZM73 25H74V27L75 26H78L76 24H73ZM92 25H94V24H92ZM123 25H124V23H123ZM7 26H9V25H6V27ZM42 26H41V28L43 30L42 29L41 30H38V31H36V33L38 32V34L41 35V38H42L43 41L41 40L40 35H39L38 37L40 39L38 41L41 40V45H39V47L41 46L40 48H42L44 50H48V51L53 52L52 51V48H55V46H56V48L59 47L58 49L61 50V52H62L65 49H68L67 46H69V48H70V44H76L75 45L76 47L79 48V46H80L81 48L78 49V48H75L74 45H73L74 47L71 45L73 47V50L72 51H75L76 52V51L79 50V52L80 51L82 52L81 49L85 46V44H87V46L88 45L90 46V43L88 42V40L91 37L90 36H88V37L85 36V34H84L85 32L84 31H85L86 28H84L83 29L84 31L82 32V26H81V28H78V29H81V30H78V29L76 30L75 28H72L71 27L72 29H75L76 30V33H74V31H72L73 34H72V32L70 34L69 31L72 30V29H68V31H67V32H69V34H68L66 32V29L63 30V27L66 28V26H64V23H63L62 26H61L62 27V30H63L64 33L66 32V34H68V35H65L62 32V30H61V32L64 34V36L59 33L60 32L59 29L58 30H53V27H52L51 28L52 30H51V29H49L50 27L49 28L47 27V29H49V30H47V29H44L45 26H44V28ZM47 26H50V25H47ZM10 27L12 29L13 26H10ZM89 27H90V25H89ZM0 28H1L0 31H2L4 33V31H3L4 26L1 25ZM28 28L31 30L32 25H31V28L30 27H28ZM54 28H55V26H54ZM67 28H69V27H67ZM123 29H124V27H123ZM4 30L7 31V29H4ZM14 31H16V29ZM14 31H11V32H14ZM101 31H102V29H101ZM24 32H26V31H24ZM30 32H32V30ZM3 33H2V36L4 35ZM33 33L34 32H32V34ZM36 33H34V35ZM83 34H84L85 37L88 38V40L83 36ZM107 34H106V37H107ZM149 34H152L153 35V40H155V42L154 43L152 42V44H149L148 43V42H150L149 41L150 38H152V37L149 36ZM37 35H35V37ZM145 35H147V37L149 36L148 37L149 40H147L148 38L146 39L148 42L146 40H144V37H146ZM0 36H1V34H0ZM2 36L0 38H2ZM20 37H21V35H20ZM58 37H60L59 40H58ZM104 37H103V40H105ZM98 39H100V38H98ZM86 40H87V43H85ZM110 40H111V44H110V42H108ZM95 41H93V44H95ZM9 43H11V42H9ZM103 43H104L103 45H105L106 42L103 41ZM4 44H5V42H4ZM38 44H40V43H38ZM1 46L2 45H0V47ZM89 46H88V50L85 52V54H89L88 55V59H89V57H91L90 55H93L94 56V55H96V52H97L96 51L95 54H93L92 52H94L95 50H93L92 48H91L92 51H91V49L89 50ZM95 46L93 45V48ZM3 47H1V48H3ZM11 47H12V45H11ZM72 47H71V49H72ZM91 47H92V44H91ZM97 47H99V46H97ZM104 47H106V45ZM110 47H109V49H110ZM74 48H75V50H74ZM100 48H101V44H100ZM106 48H108V46ZM95 49H96V47H95ZM114 49H113V47H111V50H114ZM68 50H70V49H68ZM85 50H86V47H85ZM85 50L83 48V52L82 53H84ZM111 50H109L111 53L112 52H115V50L114 51H111ZM127 50H131L132 52L130 53V55L127 54L128 56L127 55L124 56L126 53H128ZM72 51H70V52L67 51V52L70 53L68 55V57L70 55L71 56L73 55L74 52L72 53ZM152 51H150V52L152 53ZM13 52L14 51L12 50V53ZM89 52H91L92 54H90ZM105 52H101V53H105ZM110 52H108V53H110ZM143 52H141V54ZM46 54H48V52ZM85 54H84V56H85ZM43 55H44V52H43ZM152 55H154V54H152ZM71 56L69 58L71 59V62H72L73 61L72 60L73 57L76 58V57L81 56V55L80 54H77V56L75 55L76 57L75 56L71 57ZM99 56H100V53H99ZM129 56H130V58H129ZM85 57H87V55ZM94 57H96V56H94ZM137 57H135V58H137ZM159 57H161V56H159ZM47 58L50 59L48 56H47ZM47 58L45 57V61H44L45 63H46V59ZM80 58L78 57L77 60H79ZM82 58L80 59V61L82 60ZM150 58H151V56H150ZM141 59L142 58L140 57L139 60H141ZM43 60H41V61H43ZM83 60H84L83 61L84 62L83 64H85V59H83ZM91 60L92 59L86 60V65L87 66L90 64V61ZM99 60H102V59H99ZM111 60H114V59H111ZM111 60H110V63H111ZM178 60H180V57H179ZM0 61H1V59H0ZM105 61H106V59H105ZM125 61H127V62H125ZM141 61H144V60H141ZM170 61H172V60H170ZM68 62L71 63L69 61V59H68ZM173 62H174V60H173ZM173 62H171V63H173ZM110 63H108V64L111 65L110 67H112L113 63L112 64H110ZM171 63H169V64L171 65ZM1 64H2V61H1L0 65ZM81 64H80V66L78 65V68L79 67L81 68ZM91 64H94V63L91 62ZM106 64L104 62V65H106ZM1 66L2 67L0 69H2V72H3L4 66L3 65H1ZM97 67H98V65H97ZM104 67H106V66H104ZM126 67H125L126 72H127V74H129L131 72L134 73V70L135 69H133V68H135L137 66L134 67V65H127ZM91 68H92V65H91L90 69ZM106 68L108 69V67H106ZM96 69H93L92 68L93 74H92V70L89 71L91 73H89L88 75L92 74V76L90 75L91 76V80L94 78V76L96 75V73H98V75L95 76L96 78L101 73L98 70H97L98 71L97 72ZM112 69L113 68H111V70ZM154 69H155V67H153V70ZM127 70L130 71V72H128ZM136 70H137V68H136ZM105 71H107V70H105ZM112 71H114V70H112ZM119 71H121V69ZM150 71L152 73H154V75L153 74L152 75H153L154 78L156 77V80L154 82L153 81L152 82L150 81L151 83L147 84L148 79H151L152 78L150 76H147L148 74H150ZM0 72H1V70H0ZM136 72L134 73L135 75H136ZM111 73H108V76H110L109 74H111ZM229 73L231 75H230V77L228 79L227 77H228ZM134 74L131 73V75H134ZM102 75H103V73H102ZM104 75H105V73H104ZM104 75H103V77L101 75H100V77H98L99 80H100V81L98 80L99 82H101V79H100L101 77L102 78L107 77V75H105V76ZM115 75H113V76H115ZM126 75H123V77L126 76ZM130 77L131 76H129V78ZM88 78H89V81H91L89 76H88ZM96 78H94V79L96 80ZM120 78H122V77H120ZM125 78H127V77H125ZM154 78H152V79H154ZM111 79H113V78L111 77ZM116 79H119V78H116ZM132 79L131 80L129 79V80L131 82H133ZM250 80H252V81H250ZM98 81H96L94 83L92 81V83L94 84L93 86H91V82H87L88 83L87 88H88V86H90L91 88L93 87V89L96 88L97 86L95 87V85H96V83ZM115 81H117V80H115ZM115 81L113 80V82H115ZM123 81L124 80H122V82ZM135 81L133 83H135ZM253 81H255V82H253ZM248 82H253L254 85L252 83H250V84H252V87L253 86H255V87H253V89H252V87H251L250 84H248V85L251 88L248 87V85H247ZM263 82H262V84H263ZM14 83H12V84H14ZM110 83H111V81H110ZM125 83L126 82L124 81L123 84H125ZM129 83H128V86H130L132 84V83H130V85H129ZM17 84H18V82L15 83V85H13V86H16L17 88H19V90L21 88H23V87L19 86V84L18 85ZM76 84H75V86H76ZM112 84H114V83H112ZM115 84H117V82H115ZM78 85L80 86L81 85V82H80V84L78 83L77 86ZM143 85L144 86H147V87L146 88H143V87L141 88V86H143ZM186 85H189V87L186 88ZM50 86H53V85L51 84ZM79 86H78V89L81 88V90H82L83 87H81V86H84V85L82 83V85L80 86V88H79ZM100 86H98V88L99 87L100 88H103L104 87L102 84ZM122 86L124 87V85H122ZM150 86H152L153 89L150 88ZM174 86L177 88V91L178 90L179 91L176 94L177 97L174 95L176 99L174 100V98H173V100H174L173 102L174 103L179 102V105L178 106H180V103H182L181 107H179L180 108L179 110H176V109L174 110L173 106L170 105V104L173 103L172 102V97L173 96L171 97V101H170L172 103H170L169 100H168V97L170 95H173V94H171V90H173V91H174V89L176 90V88ZM26 87H28V86H26ZM172 87H173V89H172ZM69 88H73V87H69ZM23 89H25V88H23ZM130 89H131V87H130ZM187 89L191 91L192 94L191 93L190 94L192 96H194L193 98H195L196 101L194 99H188L187 96H190V95H188L190 91L189 92L187 91V93H188L187 96L185 95L186 93L183 96L182 93L184 91L186 92ZM34 90H36V89H34ZM21 91H23V90H21ZM25 91L26 90H24V92ZM57 91L58 90H56L54 93H56ZM91 91L92 90L90 89V92ZM181 91H182V93H180ZM61 92L62 91L57 92V93L60 94ZM87 92L85 93V95L89 93V92L88 93ZM97 92H99V91H97ZM115 92H116V90H115ZM127 92L129 93V91H127ZM100 93L101 92H99V95H100ZM158 93H159V96L157 97L156 95ZM35 94H36V96H35ZM90 94H89V96H90ZM92 94H94L93 91H92ZM106 94L109 97H107ZM139 94H141L142 97H143L140 100H139L140 97L138 96ZM252 94H254L253 95L254 97L251 96ZM37 95L42 96V97H39ZM54 96H55V94H54ZM191 97H189V98H191ZM259 97H261V99ZM59 98H61V97H59ZM136 98H138V99H136ZM82 103H83V101H82ZM174 103H173V105H174ZM259 104H261L262 106L259 105ZM132 105H135V106H132ZM81 106H83V104ZM132 107L134 108V112H132V114H128V112H126V110H128L129 108H132ZM79 108H80V106H79ZM79 108H78V110H80ZM85 108H87V107H85ZM151 109H153V110H151ZM182 109H184V111H182ZM220 109H223V111H225V112H223V113H222V111L220 112ZM263 109H261V110L263 111ZM46 110H47V112H49L48 111V108ZM130 110L131 109H129V111ZM180 110L182 111V112H180V114L182 113L184 115V117H185V115L188 116L186 112L190 113V115L188 117L184 118L182 116V114L180 115L179 113L175 112V111H180ZM51 111L49 113H51ZM82 111H84V109L83 110L81 109V113L84 114V116H86L87 113H89V112H87V113L84 112L83 113ZM149 111L151 113V114L149 113L151 115V116L149 115L150 117H148V112ZM32 112H33V110H32ZM28 113H30V112H28ZM54 113H55V111H54ZM81 113H80V115H82ZM184 113H186V114H184ZM253 113H255V111ZM263 113L264 112H262V114ZM40 115H42V114H40ZM95 115L98 117L99 114H95ZM235 116H236V114H235ZM213 117H216L217 119H215ZM241 119L242 118H240V120ZM94 120H95V118H94ZM208 120L209 121L211 120L212 123H214L213 120L214 121L216 120L215 121L216 122L215 125H218L219 126L217 130L214 129L215 131H217L216 132L217 134L213 131L215 134L211 135V137H209V135H207V134H209V131L212 129L210 127H213V125L210 126L209 129H206L208 127V125L206 126V122H208ZM233 120H231V121H233ZM34 121H32V122H34ZM96 121L98 122L97 119H96ZM101 121L99 123H101ZM138 121H140L139 124H141V127L140 128L138 127L139 125L137 126ZM189 121H192V123H190ZM211 121L208 124L211 125ZM257 121H256V123H257ZM97 122L95 123V124H97L95 127L99 126V123H97ZM135 122H136V126L138 128L137 130H134L136 128V126L134 127V129L131 126L133 123L135 124ZM254 122H255V120H254ZM189 123L190 124H193L194 123V124L193 125H189ZM83 124H84V122H83ZM252 124H253V122H252ZM36 125H38V124H36ZM79 125H80V127H79ZM247 125H248V122H247ZM253 125H251V127ZM143 126H145V128ZM36 127H35V130H37ZM245 129H249V131L251 130L250 128H245ZM199 130L202 133L198 132ZM37 132H38V130L36 132H34L35 135H37L36 134ZM225 132H226V130H225ZM205 133H207L206 135L210 138L211 142L207 143V146L202 147L201 150H198L197 149L198 152H200V153H198V152H196V149L194 147H192V146L196 145V143H197L196 140L197 139L200 140V138H198V134L200 135L199 137H202V136L205 135ZM211 133H212V131H211ZM202 134H204V135H202ZM255 134H254L253 137L256 136ZM39 137H40V135H39ZM36 138H38V135H37ZM193 138L196 139V140L195 141L193 140V142L190 141ZM209 138H208V140H209ZM43 139H42V142H43ZM203 139H206V138H203ZM254 139H252V140H254ZM45 140H44V143L47 141V140L46 141ZM66 140L69 141V142H64ZM201 140H202V138H201ZM189 142H191V144ZM201 142H203V141H200L199 144L203 145L204 142L203 143H201ZM261 144H263L262 147H261ZM204 145H206V144H204ZM75 147L77 149H75ZM199 147H201V146H199ZM192 148H194L195 150L192 149ZM260 148H262V152H261V149ZM79 149L77 151H79ZM249 150L250 151L252 150V153ZM82 152H80V154L82 155V156L81 155L80 156L83 158L84 156H83ZM154 155L157 158H154ZM93 157H90L91 160H92ZM203 158H202V160H203ZM160 159H162V160H160ZM10 160H9V163H7L8 162L7 160H6L7 162L5 161V163L9 164V165H7V170H10V171L13 170V171H15L16 168H17V170L20 171L21 170L20 169L21 167H23L25 169V167H24L25 164H24V166H22V165L20 166V164H23V162L20 163L21 160H18V162L15 161V159L14 160H11V161ZM200 161L201 160H199L197 162L200 163ZM249 161H251V162H249ZM99 163H101L102 165L99 164ZM185 163H189V162L186 161ZM207 163H205V165ZM219 163H221V162H219ZM247 163L244 164V165L245 166L248 165ZM209 164H207V166L210 167L212 164L211 165H209ZM214 164H213V166H216ZM251 165H253V164H251ZM223 166H225V164ZM238 166L240 167V165H238ZM2 167L4 169L6 167V165H4ZM148 167L150 168V166H148ZM152 167H151V169H152ZM239 167H237V168H239ZM14 168H15V170H14ZM135 168H136L137 171L135 170ZM240 168H242V167H240ZM244 168H243V170H245ZM104 172H106V171H103V173ZM228 172H229V170H228ZM230 172H231V170H230ZM238 172H239V170H238ZM62 173H64V172H62ZM12 174H14V173H12ZM67 174H68V176H67ZM111 174H107L109 176L108 177L106 176V177L107 178H110V175ZM143 174H145V173H143ZM148 174H150V171H149ZM69 175H70L69 173H66V176H64V174H63L64 177L63 176L62 177L64 178L65 182L66 181L68 182V180L71 178ZM10 176L12 177V175H10ZM143 176L144 175H142V177ZM120 177H121V179H120ZM6 178H9V177H6ZM143 178H145V177H143ZM114 179H111L110 178L111 181L112 180L114 181ZM139 181L140 180L135 181V183H136L135 185H132V184H129L128 185L129 188L130 187L132 188L134 186L133 191L131 190L133 193L131 192V194H134V192L135 193H139V192L141 193L142 192L144 194V192H145V194L146 193L149 194V197L152 196L151 198H153L155 196L154 199H155V202H156V199L158 200V198H157L158 195L156 194L157 191H155V192L152 191V189L155 190L156 188L155 187L153 188V186L151 188L150 187L151 185L147 181H145L144 179H141V182L144 181L148 185H146L144 182H143V185H140V182ZM115 182H113V183H115ZM117 183L113 184V187H111L112 184H109V186L114 189V185H115L116 189L118 190V188H120V187H119V185ZM180 183H181V181H179V184ZM25 185H26V183H25ZM117 185H118V187H117ZM110 187H109V190H112ZM141 187H143L144 189L141 188ZM262 189H263V192H264V188H262ZM156 190H158V189H156ZM224 190H226V188ZM258 190H260V189H258ZM258 190H256V193H257ZM261 191L262 190H260L258 192H261ZM219 192H218L219 193L218 195H221L220 198L222 196L223 197L228 196V197L231 198V196H232V194H230L231 196L226 195L227 192L223 191L222 189L221 190L219 189ZM243 193L246 194L245 192H243ZM262 193H260V194L263 196L264 193L263 194ZM30 194H32V193H30ZM238 194H236L237 197L239 196V199L242 198V197H240L242 195H238ZM31 197H32V195H31ZM234 197L236 198V196H234ZM261 197H259V200H257V199L256 200L254 199V200L255 201H259L260 205L262 206L261 203L264 202L263 201L264 199H262L263 197L262 198ZM235 198L232 197L231 198L232 201H233V199L235 200ZM243 198H246V197L243 196ZM252 198L253 197H251L250 200ZM29 199H31V198H29ZM161 199H162V196H161L160 200H158L157 202L160 203ZM229 200H227V203H228ZM240 200H238V201H240ZM243 200H245V199H243ZM246 200L248 201L249 199H246ZM241 201H240V203H241ZM245 201H242V203H244ZM247 201L245 202L246 204H242L243 206L242 207H239L237 205L236 200H235L232 203V206L230 205L231 208H226V206H224V204L226 202H223V204H221L222 201L219 204V206L220 205H223V207L220 206V208H218L219 206H216L215 205V202H214L213 205H215L218 209H220V211H222L221 213H224V215H222L221 213L218 215V209H216L215 206H213V207H210L209 206V208L207 209L208 205H207L206 209L207 210H209L210 208L211 209L209 211H207V210L202 211V213L203 212L205 213L204 215L202 213H200V216H201V214L203 215V220L204 219H208L211 222L210 223L211 225H209L210 227H208L207 225L209 224V221L208 222H205L207 220H204L203 223H204V225L206 227L205 230L207 229L209 231V232L207 231L208 233H210V231H213V232H211L212 234L215 231H216V233L218 231L219 232V235L217 237L211 235V233L209 235L208 234H206V235L205 234L204 235H200L202 233V232H200V229L202 231L204 229L203 228L204 225H202V227H199L198 225L199 224H203V223H198L197 224V226H198L197 229L200 228L199 231L197 230L198 232H195L193 230H191L192 233L191 232H188V233L185 232V234H187V235L189 233H191V237H190V235H188L189 237L187 238V235L185 236V234L182 233V231L185 230V227L187 225L183 227L184 230H181V232H180L181 234H180L179 231H180V229H183V228H181V226L178 227V225L181 224V222H182L181 225L183 226V224H184L185 221H186L185 224H187L188 223L187 222V219L188 218L185 219V217L187 216V215H185L186 212L185 213L182 212V215L180 216L182 210L179 211L180 213H177L176 214L177 216L178 215L179 216L177 217L175 215V219H174V221H176V223H174V224L175 225L178 224L177 225V228L179 230V231H177L178 234H176L175 237H177V238L179 237L180 238V235L184 234V238L185 239L187 238L186 240L181 239V238L179 239L180 240V244L183 241H186V243H187L186 245H185V242L182 243V245H184V246H182V245L179 244V246L181 248L179 247L180 250L179 249H177V250H179V251L182 250L181 253L179 252L180 254L178 253V251H177L178 254H176V255L180 256L179 257L180 261L178 259L179 263L180 264H188L189 262L190 263H193L194 262L193 264H195V263H197V264L198 263L199 264H211V262H213V260L211 261L210 259L214 258L212 256H215L217 254V252H219V255L217 257H215V258H217V261H218V257L219 256H220L219 257L220 258L219 260H221V259L222 260H225V259L227 260V258L225 257L226 256L225 255L226 253L227 254L229 253V255H230L231 252L232 253L233 252L235 253V252L240 251L242 253V256H241L242 259H239V260H241L242 262H245L246 261L247 264H262V262H264V235L262 234V233H264V231L263 230H260V228L258 227V225L259 226L260 225L261 226L263 225V222L261 221L262 220L261 218L263 216H261L262 214L259 212L261 214V215H259V216H261L260 217L261 220L260 219L259 220L262 222V224H258L257 223L258 220L256 222V219L255 220L253 219L254 216H257L258 217V214L253 216L254 212L256 211V207L254 205H256L258 202L255 203L252 200L254 202V205H253V202L252 201H250L252 204L251 203H248ZM27 202H31V200H29ZM27 202H26V204H27ZM158 203H156V204H158ZM164 203H165L164 200L161 201V204L162 205ZM230 203H228V204H230ZM161 204H159V205H161ZM228 204H227V207H229ZM234 204L236 206H238L239 208H241V209H239L237 207L238 210L237 209L235 210V208H236L235 207L234 210H232V207L235 206ZM249 204L252 205V206H250ZM211 206H212V203H211ZM253 206L255 207V209L253 208ZM257 206H259V205L257 204ZM24 207H28V204H27V206L25 205ZM224 207H225V209H224ZM259 207H257V210L258 211H260V208ZM61 208L66 212L65 213V216L69 217L71 215L70 214L71 213L70 212L71 211L70 209L72 207H68L67 208V207H63L62 206ZM160 208L161 207H158L157 206L155 209L158 210ZM221 208H223V209H221ZM23 209L24 210H22L21 213H23L22 215H23V218L24 219H22L21 222L24 221V220H27V222H28L29 221V217L32 214L35 215V212L37 211L36 210L35 212L34 211L31 212V211H29V208L28 209L23 208ZM157 210L155 211V213L156 212L157 213L154 216L158 215L156 217H159V220H160V214H163V213H162V211H160L159 212L160 214H158V211ZM216 211H217V213H216ZM261 212H263V210H261ZM1 214H5V213L2 212ZM187 214H188L189 217L191 216V215H189V213H187ZM183 215H184V217H182ZM205 215H207L208 218ZM2 216H5V215H2ZM179 217L181 219L183 218L184 221H183V219L181 220ZM212 217H215V218H218V219H215L214 218L216 220L215 221V220H212ZM30 218H32V217H30ZM193 218L191 220L190 219H188V220L189 221H192V220L195 219V218L194 219ZM263 219H264V217H263ZM178 220H180L179 223L177 222ZM203 220H201V221H203ZM112 221L113 220L105 221L104 219H100V223H98L99 224L98 227H96V226L94 227V228H96V230H94V232L96 231L95 233H96L97 238L99 237L100 239H102L103 236H105L106 234H108V229H110L109 226L113 223ZM24 222H26V221H24ZM205 223H207V225ZM214 226H215V228H214ZM188 227L189 226H187V230H188ZM262 227H264V225ZM97 228H98V230H97ZM194 230H196V229H194ZM205 230H203L204 231L203 233L206 232ZM194 233H196V234L198 233L200 236L197 235V237L195 238V237H193L195 235H192ZM253 233L257 234L256 235L257 237L259 236L258 237V240L260 239V242H259V245L260 246H257V247L255 246V248H252L251 247L252 244H251L250 241H252L253 239L252 240H249L250 237H254V236H252ZM0 234H1V232H0ZM222 236H225V238L222 237ZM256 236H255V238H256ZM1 237L4 238V236H1ZM93 237H91V238H93ZM214 238H216V239L213 240ZM38 239H36L37 241H35V242H37L39 244L40 241ZM174 239L175 238H173V240ZM136 240H137V236L135 237L134 243L135 244H139L140 243V245H138V247L139 246L142 247V244L141 243L144 242V241H138V240H140V238H138L137 241ZM176 240L179 243V240L178 239H176ZM225 240H226L227 243L225 242ZM258 240H257V242H258ZM42 242L43 241H41V243ZM48 242H49L48 244L50 245V248L51 249H53V250L55 248H57L55 250L60 249V247L58 248L59 245H57V247H56V245L53 242L52 243H50V241H48ZM137 242H139V243H137ZM175 243H176V241H175ZM44 244H46V242ZM144 244H145V242H144ZM144 244H143V246H145ZM255 244H256V242H255ZM114 247H113V249H114ZM199 247L201 248V250H200L201 252L199 251V253L201 255L200 254H196L198 256L200 255V257H197L195 259L193 257L195 255V252H196L195 250H197ZM194 248H195V250H194ZM247 249L248 250L250 249V252H247L248 251ZM183 250H186V251L183 252ZM146 251L147 250L145 249V252ZM147 252H148L147 254L153 253V251L151 252V250L150 251H147ZM117 253L118 252H116V250L114 249L113 252H112V254H111V257L112 258L113 257L114 258H117ZM11 255H10V252L9 251H4L0 255V264H11V262H13V261H15V264H19V263L22 262V261L19 262V259H17L18 258L17 257L18 253L16 254V257L17 258H14V260H11V258H12ZM145 255H146V253H145ZM223 255H224V257H223ZM234 255H236V254H234ZM229 257H230L231 261H233V259H234V261H236L235 258H234L236 256H233V258H231V255H230ZM19 258H21V257H19ZM194 260H196V262ZM163 261H166L165 258H164ZM178 261L176 260V263H178ZM227 261L229 262L230 260L228 259ZM234 261H233V263H234ZM176 263H174V264H176ZM233 263L231 262V264H233Z\"/></svg>",
  "mask_w": 264,
  "mask_h": 264
},
{
  "label": "snow or ice",
  "instance_id": "snow-or-ice-1",
  "mask_svg": "<svg viewBox=\"0 0 264 264\" xmlns=\"http://www.w3.org/2000/svg\"><path fill=\"white\" fill-rule=\"evenodd\" d=\"M33 5V0H27L26 4H21L20 7L24 8L23 12H14L12 13V17L13 19H11L10 23H12L13 28L9 29V30H14L15 25L18 21L25 19L28 14H29V9L32 7ZM5 7H10V5H6ZM261 11L264 12V5H261ZM3 21V16H0V22ZM262 21H264V16H262ZM109 264H111V262H109ZM217 264H227L226 261L224 260H218ZM242 264H247V262H242ZM262 264H264V262H262Z\"/></svg>",
  "mask_w": 264,
  "mask_h": 264
}]
</instances>
